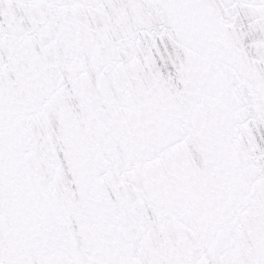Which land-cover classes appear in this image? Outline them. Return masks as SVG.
I'll use <instances>...</instances> for the list:
<instances>
[{
  "label": "snow or ice",
  "instance_id": "snow-or-ice-1",
  "mask_svg": "<svg viewBox=\"0 0 264 264\" xmlns=\"http://www.w3.org/2000/svg\"><path fill=\"white\" fill-rule=\"evenodd\" d=\"M0 264H264V0H0Z\"/></svg>",
  "mask_w": 264,
  "mask_h": 264
}]
</instances>
